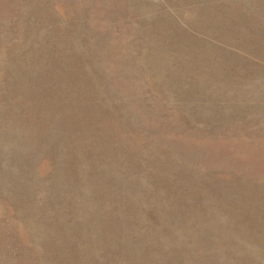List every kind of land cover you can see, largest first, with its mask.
<instances>
[{"label": "rangeland", "instance_id": "rangeland-1", "mask_svg": "<svg viewBox=\"0 0 264 264\" xmlns=\"http://www.w3.org/2000/svg\"><path fill=\"white\" fill-rule=\"evenodd\" d=\"M0 264H264V0H0Z\"/></svg>", "mask_w": 264, "mask_h": 264}]
</instances>
